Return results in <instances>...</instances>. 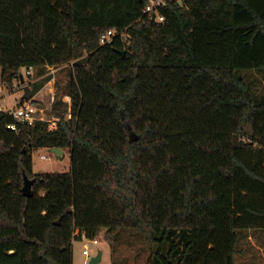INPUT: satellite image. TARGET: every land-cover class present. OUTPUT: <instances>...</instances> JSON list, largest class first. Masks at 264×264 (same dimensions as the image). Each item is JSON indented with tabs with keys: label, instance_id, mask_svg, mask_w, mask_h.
<instances>
[{
	"label": "trees",
	"instance_id": "16d2710c",
	"mask_svg": "<svg viewBox=\"0 0 264 264\" xmlns=\"http://www.w3.org/2000/svg\"><path fill=\"white\" fill-rule=\"evenodd\" d=\"M149 4L0 0L4 85L71 67L56 128L0 113V264H73L74 241L128 230L149 264H236L238 232L264 230V96L243 76L264 72V0H167L162 22ZM52 148L70 172L34 173Z\"/></svg>",
	"mask_w": 264,
	"mask_h": 264
},
{
	"label": "rangeland",
	"instance_id": "374dc122",
	"mask_svg": "<svg viewBox=\"0 0 264 264\" xmlns=\"http://www.w3.org/2000/svg\"><path fill=\"white\" fill-rule=\"evenodd\" d=\"M49 67L43 75L37 76L34 71L30 84L37 81H44V86L41 90L32 97L38 106L44 110L42 116L45 121H57L51 116L53 104L57 95H62L66 91V84L69 79L70 66L63 68ZM35 73V74H34ZM22 75L28 82L26 69L22 70ZM51 77L46 80L47 77ZM244 78L250 82L254 87L256 94L260 97L264 96V72L252 71L244 72ZM32 81V83H31ZM19 84H14L13 87L4 85L1 80L0 69V87L4 88V99L1 101L3 108L14 107L19 101L24 98L26 88L30 86L25 85L21 88ZM19 87V88H18ZM31 89V88H30ZM32 92V91H31ZM63 101L70 105V98L68 95L63 97ZM66 118H70L67 115ZM51 157V160H41L40 157ZM34 173L36 174H54L67 173L71 170V155L70 151L66 150L63 159H58L53 155L49 149H39L33 154ZM105 231H102L96 240L99 245L89 243V240L83 237L81 241L77 240L73 243V264H89L88 260L83 254V249L87 245L90 248L91 257L97 255L102 251V261L99 264H112L113 262L120 264H149L150 250L149 246L144 240L134 231H118L115 233L113 240L108 242L105 240ZM79 236V233H75ZM239 240L237 251L234 256L236 264H264V230L252 229L242 230L238 232Z\"/></svg>",
	"mask_w": 264,
	"mask_h": 264
},
{
	"label": "built area",
	"instance_id": "2783aa9c",
	"mask_svg": "<svg viewBox=\"0 0 264 264\" xmlns=\"http://www.w3.org/2000/svg\"><path fill=\"white\" fill-rule=\"evenodd\" d=\"M166 1L167 0H150V4L145 9L144 14L147 15L150 20H156V22H162L164 19L159 14V8L161 6H164L166 4ZM116 35H117L116 31H109L108 33L104 34L101 38V45L111 43V41ZM27 76H28V82L25 79V82L19 86L20 88L27 84L28 86L30 85V80L34 76L32 71H28ZM3 91H4V88L0 87V113H7L9 115H12L17 121H20L22 123H26L29 125H33L34 122L38 120L45 121L44 116H42L44 113V110L41 109L37 104H35L33 100L19 101V103L14 105V107L3 108L1 104V101L4 99V96L2 95ZM50 127L56 128L57 121H51ZM8 128L15 130L16 126L10 125L8 126ZM40 159L41 160H51V157L41 156ZM89 243H92L93 245H99V241L96 239L90 240ZM83 254L88 260L92 258L90 255L89 246L86 245L84 247Z\"/></svg>",
	"mask_w": 264,
	"mask_h": 264
},
{
	"label": "water",
	"instance_id": "95a60500",
	"mask_svg": "<svg viewBox=\"0 0 264 264\" xmlns=\"http://www.w3.org/2000/svg\"><path fill=\"white\" fill-rule=\"evenodd\" d=\"M120 53L125 56L126 52L124 51H120ZM22 83L25 82V79H24V76L22 75ZM33 97V94L31 92V89L30 88H26L25 90V95H24V98L26 100H31ZM129 131H131L129 129ZM130 141L131 142H135L137 141V136L134 134V133H130ZM50 152L55 155L58 159H63L64 158V155H65V152L63 149L61 148H52L50 149ZM35 183V179H30L27 175H24V185H23V188H22V193L25 197H33L34 195V192H33V185ZM60 221L57 222V224H59ZM102 251H99V253L95 256H93L91 259H90V262L89 264H99L101 261H102Z\"/></svg>",
	"mask_w": 264,
	"mask_h": 264
}]
</instances>
